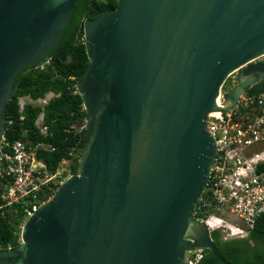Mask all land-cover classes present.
<instances>
[{
  "label": "water",
  "instance_id": "1",
  "mask_svg": "<svg viewBox=\"0 0 264 264\" xmlns=\"http://www.w3.org/2000/svg\"><path fill=\"white\" fill-rule=\"evenodd\" d=\"M81 1L0 0V137L17 75L49 64ZM117 1L84 24L78 173L0 264H187L197 249L232 264L195 210L217 151L208 115L264 82V0Z\"/></svg>",
  "mask_w": 264,
  "mask_h": 264
},
{
  "label": "built area",
  "instance_id": "2",
  "mask_svg": "<svg viewBox=\"0 0 264 264\" xmlns=\"http://www.w3.org/2000/svg\"><path fill=\"white\" fill-rule=\"evenodd\" d=\"M55 97L47 93L37 101L29 97L28 102L19 100L20 113L27 105L42 109L35 127L44 136L49 131L44 109ZM87 123L88 119L82 129ZM13 126V120L6 121V131L0 137V220L18 210L22 215L21 242L25 222L53 198L65 178L60 168L52 173L39 157L54 147L11 135ZM206 130L214 138L217 151L198 203L202 221L210 231L220 230L228 238L246 236L264 214V94L245 93L227 113H211ZM26 134L24 131L23 136ZM202 258L203 251L198 249L188 253L186 263L197 264Z\"/></svg>",
  "mask_w": 264,
  "mask_h": 264
},
{
  "label": "trees",
  "instance_id": "3",
  "mask_svg": "<svg viewBox=\"0 0 264 264\" xmlns=\"http://www.w3.org/2000/svg\"><path fill=\"white\" fill-rule=\"evenodd\" d=\"M117 6V0H83L76 4L70 25L63 32L59 46L52 51L49 64L42 68L26 66L17 75L16 94L6 105L5 120L14 121V131L11 135L23 137L32 144L45 142L54 147V151L41 152L39 155L52 173L68 160L71 161L70 175L78 173V161L85 141V131L82 127L88 119L77 90L78 83L90 67L84 24L87 20H95L102 13L115 10ZM263 85L264 82H261L247 93L261 94ZM47 93L58 97L53 98L44 109L45 123L49 127L48 134L44 136L35 127L42 109L27 105L23 113H20L19 100L29 97L37 101ZM21 116H24V120H20ZM24 131H27L25 136ZM196 217H203L199 208L196 209ZM21 221L22 215L17 209L12 211L7 219L0 220V251L20 247ZM221 237L223 234L220 231L212 233V239L226 261L232 264H264V214L257 221L248 239L232 240L223 244ZM197 264L222 263L210 250L204 249L203 258Z\"/></svg>",
  "mask_w": 264,
  "mask_h": 264
},
{
  "label": "rangeland",
  "instance_id": "4",
  "mask_svg": "<svg viewBox=\"0 0 264 264\" xmlns=\"http://www.w3.org/2000/svg\"><path fill=\"white\" fill-rule=\"evenodd\" d=\"M259 61H264V58L262 59H259L257 60L256 62H259ZM240 76V73L239 72H236L235 74H233L228 83L224 86V88L222 89V96L221 98L224 99V95L229 92L235 85H237L239 83V77ZM24 101L28 102L29 101V98H25ZM70 163H67V164H64L62 163L60 165V171L62 172L65 180L69 177H71L72 175H70V164H71V161H69ZM67 176V177H66Z\"/></svg>",
  "mask_w": 264,
  "mask_h": 264
},
{
  "label": "clouds",
  "instance_id": "5",
  "mask_svg": "<svg viewBox=\"0 0 264 264\" xmlns=\"http://www.w3.org/2000/svg\"><path fill=\"white\" fill-rule=\"evenodd\" d=\"M261 58H262V57H261ZM261 58H260V59H261ZM258 60H259V59H258ZM260 62H261V63H264L263 61H259V62H255V63H260ZM244 94H245V93H244ZM261 94H262V93H261ZM257 95H259V94H257ZM221 96H222V93H221V95H220V97H219L218 100H219V102H220L221 105H222V103H223V98H221ZM222 106H223V105H222ZM222 106H220V107H222ZM232 109H233V108H232ZM229 111H230V110H229ZM214 113H216V112H214ZM210 114H211V113H210ZM210 114H209V115H210ZM209 115H208V116H209ZM207 119H208V118H207ZM206 125H207V124H206ZM207 132H208V131H207ZM206 188H207V187H206ZM205 190H206V189H205ZM202 195H203V194H202ZM201 197H202V196H201ZM198 203H199V202H198ZM197 208H198V204H197L196 209H197ZM195 218L198 219V220H200V221H202V219H203V217H202V218H197V217H196V210H195ZM202 222H204V221H202ZM205 225H206V224H205ZM206 227H207V226H206ZM207 229H208V228H207ZM208 230H209V229H208ZM252 230H253V229H252ZM252 230H251V231H252ZM215 231H220V230H213V231H210V230H209L210 233H213V232H215ZM251 231H250V232H251ZM220 232H221L226 238H228V237H227L222 231H220ZM250 232H249L247 235H249ZM247 235H246V236H247ZM211 237H212V236H211ZM243 237H245V236H243ZM236 238H242V237H236ZM228 239H235V238H228ZM197 250H198V249H197ZM201 250L203 251L204 249H201ZM194 251H195V250H194ZM187 255H188V253H187ZM187 255H186V257H187ZM229 263H230V262H229Z\"/></svg>",
  "mask_w": 264,
  "mask_h": 264
},
{
  "label": "flooded vegetation",
  "instance_id": "6",
  "mask_svg": "<svg viewBox=\"0 0 264 264\" xmlns=\"http://www.w3.org/2000/svg\"><path fill=\"white\" fill-rule=\"evenodd\" d=\"M248 238H249V235H247V236H245V237H242V238L228 239V238H226V237L223 235V237H221V241H222V243L224 244V243L227 242V241L241 240V239H248ZM251 242H252V241H251ZM252 244H254V243L252 242Z\"/></svg>",
  "mask_w": 264,
  "mask_h": 264
},
{
  "label": "bare ground",
  "instance_id": "7",
  "mask_svg": "<svg viewBox=\"0 0 264 264\" xmlns=\"http://www.w3.org/2000/svg\"><path fill=\"white\" fill-rule=\"evenodd\" d=\"M217 104H218L219 107L222 106L221 103L219 102V100H218V103Z\"/></svg>",
  "mask_w": 264,
  "mask_h": 264
}]
</instances>
